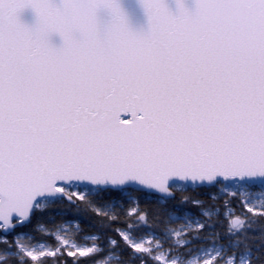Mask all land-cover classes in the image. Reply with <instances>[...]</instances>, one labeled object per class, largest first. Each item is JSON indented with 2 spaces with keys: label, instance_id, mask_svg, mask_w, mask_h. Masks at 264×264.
Returning <instances> with one entry per match:
<instances>
[{
  "label": "snow or ice",
  "instance_id": "1",
  "mask_svg": "<svg viewBox=\"0 0 264 264\" xmlns=\"http://www.w3.org/2000/svg\"><path fill=\"white\" fill-rule=\"evenodd\" d=\"M137 2L0 0V264H264V0Z\"/></svg>",
  "mask_w": 264,
  "mask_h": 264
},
{
  "label": "water",
  "instance_id": "2",
  "mask_svg": "<svg viewBox=\"0 0 264 264\" xmlns=\"http://www.w3.org/2000/svg\"><path fill=\"white\" fill-rule=\"evenodd\" d=\"M170 2L172 3L173 8H175L174 0H170ZM124 4L132 14L133 22L135 24L139 25L145 22L142 10L140 9L137 0H124ZM25 20L32 22L33 15L30 11L25 14Z\"/></svg>",
  "mask_w": 264,
  "mask_h": 264
}]
</instances>
